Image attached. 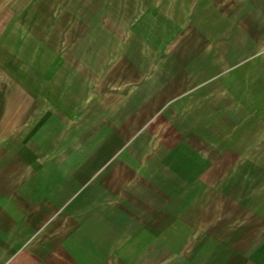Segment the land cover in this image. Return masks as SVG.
I'll use <instances>...</instances> for the list:
<instances>
[{
	"label": "crops",
	"instance_id": "obj_1",
	"mask_svg": "<svg viewBox=\"0 0 264 264\" xmlns=\"http://www.w3.org/2000/svg\"><path fill=\"white\" fill-rule=\"evenodd\" d=\"M0 264H264V0H0Z\"/></svg>",
	"mask_w": 264,
	"mask_h": 264
},
{
	"label": "rangeland",
	"instance_id": "obj_2",
	"mask_svg": "<svg viewBox=\"0 0 264 264\" xmlns=\"http://www.w3.org/2000/svg\"><path fill=\"white\" fill-rule=\"evenodd\" d=\"M2 1H3V0H2ZM5 1L7 2V1H10V0H5ZM12 1H13V0H12ZM14 1H16V2H17L18 0H14Z\"/></svg>",
	"mask_w": 264,
	"mask_h": 264
}]
</instances>
